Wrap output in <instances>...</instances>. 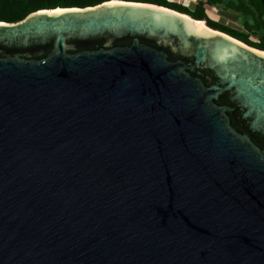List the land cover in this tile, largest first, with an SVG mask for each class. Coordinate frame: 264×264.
<instances>
[{
    "label": "water",
    "instance_id": "95a60500",
    "mask_svg": "<svg viewBox=\"0 0 264 264\" xmlns=\"http://www.w3.org/2000/svg\"><path fill=\"white\" fill-rule=\"evenodd\" d=\"M191 23H0V264H264V53Z\"/></svg>",
    "mask_w": 264,
    "mask_h": 264
},
{
    "label": "trees",
    "instance_id": "16d2710c",
    "mask_svg": "<svg viewBox=\"0 0 264 264\" xmlns=\"http://www.w3.org/2000/svg\"><path fill=\"white\" fill-rule=\"evenodd\" d=\"M112 1L147 4L173 11L203 22L208 29L264 53V0H199L193 9L167 0H0V23L14 24L41 11L94 8ZM207 9L219 11L222 16L239 22L244 31L212 21L206 14ZM252 37L257 42L251 41Z\"/></svg>",
    "mask_w": 264,
    "mask_h": 264
},
{
    "label": "rangeland",
    "instance_id": "374dc122",
    "mask_svg": "<svg viewBox=\"0 0 264 264\" xmlns=\"http://www.w3.org/2000/svg\"><path fill=\"white\" fill-rule=\"evenodd\" d=\"M167 1H169L171 3H177V4H180L184 7H188L190 9H193L194 5H196V3L199 0H167ZM206 14L208 15L209 19H211L212 21H215L219 24L230 27V28L235 29V30L240 31V32L244 31L239 22L230 19L226 15L222 16L219 11L212 12V10L207 9ZM250 40L253 42H257V39L253 38V37L250 38Z\"/></svg>",
    "mask_w": 264,
    "mask_h": 264
},
{
    "label": "bare ground",
    "instance_id": "6f19581e",
    "mask_svg": "<svg viewBox=\"0 0 264 264\" xmlns=\"http://www.w3.org/2000/svg\"><path fill=\"white\" fill-rule=\"evenodd\" d=\"M57 13H58V12H57ZM191 25H192L195 29L201 31L202 33H207L208 31H210V30L207 29V27L205 26L206 24H204L203 22H197V21H195V20H194V21L192 20ZM260 53H261V52H260ZM261 54H262V53H261Z\"/></svg>",
    "mask_w": 264,
    "mask_h": 264
}]
</instances>
